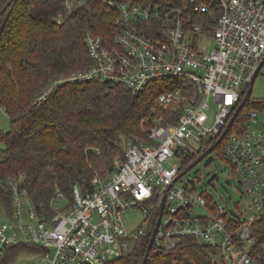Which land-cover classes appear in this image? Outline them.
<instances>
[{
    "label": "built area",
    "instance_id": "1",
    "mask_svg": "<svg viewBox=\"0 0 264 264\" xmlns=\"http://www.w3.org/2000/svg\"><path fill=\"white\" fill-rule=\"evenodd\" d=\"M87 1L66 4L72 9ZM104 5L117 14L113 42L88 30L92 64L53 80L36 103L66 82L95 80L135 94L161 84L157 102L180 115L151 128L146 139L132 140L108 178L94 177L87 189L74 186L71 198L56 190L50 218L37 212L21 185L23 176L7 179L12 204L9 211L0 209L8 218L0 222V253L34 245L48 264H109L130 254L139 239H151L166 195L154 245L170 249L192 237L211 249L212 264H264V112L243 108L220 143L251 204L249 216L227 211L193 185H179L182 168L171 165L190 151L202 148L203 154L228 128L264 61V0H104ZM206 41L210 47L201 46ZM66 197L68 211L56 210ZM134 207L144 215L145 230L124 224L123 214Z\"/></svg>",
    "mask_w": 264,
    "mask_h": 264
},
{
    "label": "trees",
    "instance_id": "2",
    "mask_svg": "<svg viewBox=\"0 0 264 264\" xmlns=\"http://www.w3.org/2000/svg\"><path fill=\"white\" fill-rule=\"evenodd\" d=\"M116 17L104 0L72 9L66 0H0V106L11 120V129L0 134V209L11 210L6 180L23 176L21 185L37 212L52 217L56 190L71 198L74 186L87 189L94 177L108 178L117 157L124 156L122 137L146 139L151 128L179 117V111L157 102L161 84L135 94L95 80L66 82L36 103L53 80L92 64L88 30L113 42ZM252 103L264 110V102ZM202 150L188 152L182 172ZM215 150L225 156L223 144ZM149 241L139 239L130 254L109 264H142ZM21 249L42 252L34 245L9 246L0 253V264H11ZM211 253L186 237L170 249L153 245L146 264H212Z\"/></svg>",
    "mask_w": 264,
    "mask_h": 264
},
{
    "label": "rangeland",
    "instance_id": "3",
    "mask_svg": "<svg viewBox=\"0 0 264 264\" xmlns=\"http://www.w3.org/2000/svg\"><path fill=\"white\" fill-rule=\"evenodd\" d=\"M202 47H210L209 41L202 42ZM249 105L244 107V110L254 109L252 102H264V70H262L254 81L252 94ZM214 106V105H212ZM257 109V110H258ZM264 112V110H260ZM11 129V120L8 114L0 106V134L6 133ZM123 151L132 141L131 138L122 137ZM167 167L171 165L181 166L179 160H174L170 165L168 162L165 164ZM179 185L183 186H195L199 191L211 196L218 204L224 206L227 211H230L236 215L239 211L243 212V216L247 217L253 210L249 200L246 198L245 192L239 185L237 178L233 174L231 165L226 160L224 153L220 150H214L204 159H202L196 166H194L189 172L182 176L179 181ZM24 199V198H23ZM69 199L66 197L58 202L56 210L68 211ZM30 208V205H26V209ZM124 224L127 228L133 229L139 227L142 230L146 229L144 223V215L139 208H130L123 214ZM166 216L164 222L166 221ZM8 218L0 216V222H6ZM35 223L34 221H30ZM46 254L43 252H30L28 250L21 249L17 253L11 264H48L46 260Z\"/></svg>",
    "mask_w": 264,
    "mask_h": 264
},
{
    "label": "water",
    "instance_id": "4",
    "mask_svg": "<svg viewBox=\"0 0 264 264\" xmlns=\"http://www.w3.org/2000/svg\"><path fill=\"white\" fill-rule=\"evenodd\" d=\"M264 64V61L261 63V65L258 67V69L256 70L255 74H254V77L250 83V86L244 96V99L242 101V103L240 104V106L238 107V109L235 111V113L233 114L230 122H229V125H228V128L224 131V133L221 135V137L218 139V141L213 145L211 146L207 151H205L203 154H201L194 162H192L188 168H186L179 176V178H181L182 176H184L187 172H189L194 166H196L202 159H204L207 155H209L211 152H213L216 147L221 143V141L223 140V138L225 137V135L227 134L229 128L232 126V124L234 123L235 119L238 117V115L240 114L241 110L244 108V106L247 104V102L250 100L251 98V94H252V89H253V84H254V81L255 79L257 78L258 76V73L262 67V65ZM177 178L175 180V182L179 179ZM165 201H166V195L164 196L163 198V202H162V207H161V211H160V215H159V218H158V221H157V224H156V227L153 231V234L151 236V239L149 241V245H148V249H147V253H146V256L142 262V264H146V261H147V257H148V254L150 252V250L152 249L153 245H154V240H155V236L158 232V228H159V225L161 223V219H162V215H163V210H164V206H165Z\"/></svg>",
    "mask_w": 264,
    "mask_h": 264
},
{
    "label": "snow or ice",
    "instance_id": "5",
    "mask_svg": "<svg viewBox=\"0 0 264 264\" xmlns=\"http://www.w3.org/2000/svg\"><path fill=\"white\" fill-rule=\"evenodd\" d=\"M228 100L230 101L231 100V97H229Z\"/></svg>",
    "mask_w": 264,
    "mask_h": 264
}]
</instances>
